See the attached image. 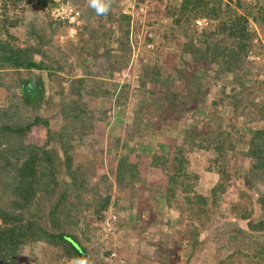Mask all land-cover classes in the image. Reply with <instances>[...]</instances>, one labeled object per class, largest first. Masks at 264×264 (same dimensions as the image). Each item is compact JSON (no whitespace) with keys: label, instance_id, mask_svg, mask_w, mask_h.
I'll list each match as a JSON object with an SVG mask.
<instances>
[{"label":"trees","instance_id":"trees-1","mask_svg":"<svg viewBox=\"0 0 264 264\" xmlns=\"http://www.w3.org/2000/svg\"><path fill=\"white\" fill-rule=\"evenodd\" d=\"M23 1L0 0V72L12 71L18 76L20 71L36 72L33 78L18 77L20 79L16 84L21 104L28 115L23 120L19 118L16 123H12L8 119L12 116L7 111H0V147L2 148L0 164L3 163L0 165V200L2 195L7 200L4 203L6 209H0V264H14L13 257L17 256V250L31 243L43 244L44 250L47 247L55 249L58 256L55 254L54 257L70 262L74 257L85 258L88 253H92L75 236L72 227L74 225L72 214H78V211L72 210L82 208H80V203L83 201L81 188L88 185L90 177L87 176L86 171V178L80 179L87 168L79 164L72 171L66 166L67 150L70 149L68 142L74 138L72 136L74 129H69L67 125L75 118V115H72L73 118L68 117L67 112L77 110L76 102L84 79L61 77L62 68L56 67V62L46 56L45 52L43 56L41 55L42 46L48 45V42L40 44L43 37L42 34L33 31L34 24H31L32 30L26 35V40L28 38L32 40L31 45L19 47L10 43L15 38L11 37L8 29L15 24L7 17V12ZM34 1L41 9L50 8L55 4L54 0ZM259 1L252 0L251 3L246 4L241 0H179L177 6L169 12L168 17L173 26L182 30L183 41L177 46L179 54L172 57L176 61L174 63L173 59L169 60L162 73L151 71L147 75L142 74L139 79V85H142L141 96L146 94L147 98L154 96L151 89L156 90L160 95L157 97L160 111L157 109L158 113L153 117L147 112L145 119L140 120L135 116V119L128 120L129 129L123 136L124 140L129 141L136 137L139 140V149L143 148V152L123 150L121 154H116L119 137L112 139L113 142L111 146L109 145L110 152L116 154L117 158L113 172L109 170V174L102 175V178L106 179V183L103 181L106 190L113 186L116 193H127L128 198L135 197L136 200L144 198V194H147L148 198L155 197L163 201L165 222L171 220L173 215L169 211L172 210L180 217L194 219L201 227L204 226L201 224L200 215L205 209L200 207H205L206 199L200 197L199 192L204 188L205 179L195 184L198 180H193L198 179V175L194 172V168L200 170V173H206L212 180L219 179L217 173L219 162L223 161L227 151H232L234 146L229 142L230 134L222 129L220 117L216 121L217 126L212 128L210 119L203 117L196 109V105L201 102L206 105L205 91L212 84L226 80L230 87H222L215 92L213 87L216 98L211 100V106L214 108L225 106L232 112L240 113L246 109V115L254 114L252 117L261 113V109L264 108L263 68L261 65H256L254 75L262 77L258 80L247 72V67L252 65L247 60V56L254 52V48H260L258 42L253 41L255 33L249 30V23L255 24L258 29L264 28V11ZM71 6L74 8L73 5ZM120 19L127 21V16L121 15ZM201 20L205 25L197 30L195 22ZM37 56L39 59H34ZM84 61L74 60L77 68L81 67L84 74H88ZM42 75L49 82L53 77L56 78L54 84L59 88V94L66 89L67 96L70 93L77 96L75 102L62 97L61 104L67 107L63 119H68V122L57 132L50 130L47 119L34 115L41 109V104L48 105L44 101L45 83ZM175 76L181 82L176 85V90L180 89L179 93L175 92V86L171 84ZM166 83L168 86L163 90ZM257 92L263 94V101L260 103H256L252 96ZM107 94L104 93L103 96ZM248 97L252 98L250 103L239 106ZM183 105L193 112L191 116H185ZM143 109L146 110L147 106L144 105ZM76 113L82 112L76 111ZM77 122L79 127L84 128L80 121ZM38 129L45 130L47 137L41 138ZM74 131L81 140L88 139L91 135L89 134L91 131L86 128ZM30 132L33 133L34 141L31 139L25 142ZM61 136L69 137H63L65 140L61 142ZM245 143L246 150L239 153V158L241 161L253 159V165L248 167L246 173L244 170L238 172L242 174L243 185L248 189L252 185L264 188V124L260 128L247 130ZM53 144H56L55 148ZM197 153L204 156L207 162L206 168H200V164L193 158ZM81 163L87 166L91 164L89 161ZM150 170L158 172L161 177L156 181L155 187H152L148 182L149 179H146ZM223 175L226 176L224 173ZM64 176H68L69 183L61 180ZM95 187L96 184H93L91 190H96ZM217 189L219 193L212 195L213 203L215 199L220 198L222 190L216 182L207 190L209 193ZM177 191L180 197L177 196ZM10 198L12 201L9 200ZM193 198L197 199L193 201ZM108 199L107 196L99 199L95 196L91 197L95 221L99 222L101 213L110 204ZM255 205L259 215H251V217L247 213L242 214L241 218L245 220L246 229L237 230L230 238L232 242H235L238 236L243 243H247L245 242L247 238L264 239V194L261 192L257 195ZM96 225H94L95 229L93 228L95 231ZM187 230L188 227L186 232ZM186 232L185 235L191 239L189 247L193 248V245L197 244L198 233L193 235ZM239 243L237 239V244ZM260 243L255 242L254 246L248 247L234 245L233 251L218 260L216 264H264V243ZM110 246V244L98 243L94 245V251H101L103 256H107L106 250ZM247 248L249 250L246 251ZM167 251L159 247L157 253H154L161 264L173 263L169 260ZM146 255L139 254L143 263L151 259L148 254Z\"/></svg>","mask_w":264,"mask_h":264},{"label":"rangeland","instance_id":"rangeland-1","mask_svg":"<svg viewBox=\"0 0 264 264\" xmlns=\"http://www.w3.org/2000/svg\"><path fill=\"white\" fill-rule=\"evenodd\" d=\"M54 1L53 6L45 9L39 8L34 0H24L16 8L7 9V11L9 10L7 17L12 19L13 24H15L14 27L8 29V33L12 35L11 37L15 38L10 43L19 47L31 45L32 40L30 38L26 40V35L32 30L31 24H34L35 29L33 31L42 34L43 37L40 44L48 42V45L42 46L43 53L41 55L43 56L45 52L46 56L56 62V67L62 68L61 77L84 79L77 100V96L73 93L67 96L66 89L63 90L62 94L58 93L59 88L54 84L57 81L56 78L53 77V82L51 80L49 82L42 75V80L45 83L43 96L48 105L41 104V109L36 111L34 115L47 119L50 130L57 132L61 126L68 122V119H63L67 107L61 104L62 97L69 101L75 102L77 100L76 111L82 113L77 114L76 111L69 110L67 112L68 117L75 115V118L72 117L73 121L67 127L74 130H84L86 128L91 131L89 132L91 135L88 139L81 140L72 129L74 138L68 142L70 149L67 150L66 166H69L72 171L79 164L87 168L80 179L86 178V171L87 176L90 178L88 179V185L81 188L83 201L80 203V208H82L72 210L78 211V214L71 213L74 222L73 231L75 236L83 242V245L88 247L87 250L92 251L85 257L89 264H120L103 256L101 251H94V245L101 242L99 238H96L97 232L93 230L97 221L93 219V203L90 199L92 196L97 199L106 196L110 198L107 191L111 187L105 189L106 179L104 180L102 175L103 173L109 174V170L113 172L117 153L121 154L120 152H123V150L129 152L130 150L131 152L133 150L143 152L142 150H144L143 148L139 149V140L136 137L125 141L123 136L126 130L129 129V119H135L136 117L140 120L145 119L147 112L149 116L153 117L158 113L157 109L160 111V103L157 99L160 95L156 93V90L151 89L154 96H150V98H147V94L141 96L142 85H139V79L142 74L147 75L151 71H154V73L164 72V68L171 59L175 63L176 60L172 57L179 54L177 46L183 41L181 39L182 30L173 26L168 15L177 6L179 0H113L111 10L106 16H98L94 10L88 7L87 0ZM241 1L246 4L252 2V0ZM259 4L262 5L264 11V0H260ZM121 15L127 16V21L121 20ZM126 23L127 25H125ZM204 25L205 22L202 20L195 22L197 30L203 28ZM249 30L255 33L253 41L258 42L260 48H254V52L247 56V60L252 63L247 67V72L258 80L262 77L254 75L256 65H261L264 71V28L258 29L255 24L249 23ZM35 58L39 59L38 56ZM75 59L76 61L85 60L84 65L87 67L88 74H84L81 67L77 68L74 62ZM254 63H256L255 66ZM63 73H66V75ZM18 74L19 76L12 71L0 72V111H7L12 116L8 118L9 122L12 123H16L19 118L23 120L28 115L21 104L16 85L17 80L20 79L18 77L21 76L22 79L33 78L36 72L20 71ZM173 78L174 82L171 81V84L173 83V86H175V92L179 93L180 89L176 90V85L181 82L176 76ZM167 86L166 83L163 90ZM213 87L215 92V90L222 87L230 86L226 80L209 86V91H205L207 95L206 105L203 102L197 103L196 109L203 117L210 119L212 128L217 126L216 121L220 117L219 121L223 124L222 129L230 134L229 142L233 143L234 149L232 151L228 150L223 161L219 162L220 166H218L217 172L220 176L219 179L213 178L212 180L206 173H200V170L194 168V172L198 175V179L193 180H198L195 184H198L199 180L205 179L204 188L200 189L199 192L200 197L206 199L205 207H200V209H205L200 215L201 224H204V226L201 227L194 219L180 217L178 213H173L172 210L169 211L173 215H170L171 220L168 219L165 222L166 216L164 213L161 218L155 217L157 214L155 212L159 209V206L155 204V197L148 198L147 194H144V198H138L137 200L135 197H130L132 199L130 200L127 193L115 192L113 194V197H115V194L120 195L118 197H126L125 203L128 207L124 205V208L135 209L138 207L134 220L132 219L130 223L120 221L119 231L127 229L134 232L133 228L138 226L139 233L137 235H140V246H143L140 249L142 255L145 254L144 256L149 254L150 249L151 251H157L159 247L154 248V245L159 239L162 240L163 238H167L166 250L169 253V260L173 261L172 264H216L218 260L233 251L234 245H246L248 247L249 245L254 246L255 242L264 243L263 238L256 237L247 238V241L244 240L247 243L241 242L240 236L236 237L235 242L230 239L237 230L244 231L246 229L245 220L243 217L241 218L242 214L259 215L255 201L259 192L264 194L262 192L264 188L252 185L248 189L243 185L242 174L238 172L244 170V173H246L248 167L253 165V159L241 161L239 153L246 150L247 130L260 128L264 124V108L255 117H252L254 114L246 115V109L240 113L239 111L232 112L225 106L214 108L210 105L211 100L216 98L215 93L213 94ZM104 93H108L107 96H103ZM159 93L161 92L159 91ZM252 96L256 103L263 101L262 93H253ZM146 98L148 99L147 102ZM251 99L250 97L244 99L239 106H246ZM144 105L147 106L146 110L143 109ZM161 106L163 107V103H161ZM183 107L185 116H191L193 112L189 108ZM77 121H80L84 128L79 127ZM32 134L30 132L27 135L25 142L31 139L34 141ZM38 135L41 138L47 137L43 129H38ZM69 136H61V142L65 140L63 137ZM118 137L116 154H113V152H110L109 145L111 146L112 139ZM53 147L55 148L56 144H53ZM0 149L2 148L0 147ZM193 158L200 164V168L207 167L204 156L197 153L193 155ZM84 161H89L91 164L87 166L81 163ZM0 165H3V163ZM67 177L64 176L61 180L69 183ZM160 178L159 173L156 171L150 170V173L146 175V179H149V184L152 187H155L156 181ZM215 182L222 191L220 198L215 199V203H213L212 195L214 193L218 194L219 189L209 193L207 190L215 185ZM93 184H96V190H91ZM176 194L180 197L179 191ZM196 199L193 198V201ZM9 200L12 201L11 198ZM116 200L118 201L119 198H116ZM116 200L113 198V205L110 202L106 210L108 208L113 209L118 213L119 218H122L119 211L121 209L120 204ZM6 202V197L2 195L0 200L1 210L6 209V206H4ZM141 221L146 222V228L141 227L143 223ZM148 225L150 227L157 226L152 227V230L149 231ZM185 232L193 235L196 232L198 233L197 244L193 245V248L189 247L191 239L185 235ZM191 238L193 240L192 236ZM126 239L124 243L126 242V245L131 248L133 240L131 238ZM237 239L240 241L239 244H237ZM146 242L150 243V246L145 244ZM128 247L125 248L130 252ZM112 248L118 255L115 245ZM245 250L247 251L249 248ZM108 251L110 252V250ZM55 254L58 256L55 249L47 247L44 250L43 244L31 243L29 246L25 245L17 250V256L13 257L15 258L14 264H70L69 261L54 257ZM123 254L125 253L118 256L122 261L121 264H125ZM149 259L145 260L148 264L160 263L159 258L152 259L151 257L150 261ZM132 263L133 258H127V264Z\"/></svg>","mask_w":264,"mask_h":264},{"label":"crops","instance_id":"crops-1","mask_svg":"<svg viewBox=\"0 0 264 264\" xmlns=\"http://www.w3.org/2000/svg\"><path fill=\"white\" fill-rule=\"evenodd\" d=\"M148 181V180H147ZM149 182V181H148ZM155 183V182H154ZM147 187V186H146ZM111 190V191H110ZM110 190H108L107 191V193H108V195H109V203L111 202V204H112V201H113V198H115V200H116V198H119V200L117 201L118 202V204H120V217L122 216V218H119V220L120 221H122V222H125V223H127V221L130 223L131 221H132V219L134 220V218H135V215H136V213L135 212H137L138 211V207H136L135 209H129V208H127L128 206L126 205V203H125V198H123V197H118V196H120V195H117V194H115L114 196L115 197H113V194L115 193V189H114V187L113 186H111V189ZM152 198V197H151ZM155 204L156 205H158L159 206V209L155 212V213H157L156 214V216L155 217H160L161 218V216L163 215V213L165 212V207H164V203H163V201L162 200H160V199H157V198H155ZM113 205V204H112ZM124 205L125 206H127L126 208H124ZM145 206H147V205H145ZM126 209H128V210H126ZM132 214V215H131ZM158 218H156V219H158ZM159 221V220H158ZM141 222H143V221H141ZM144 223V225H142L141 227H143L144 226V228H146V226H145V223L146 222H143ZM159 223H160V221H159ZM157 226V225H156ZM156 226H151L150 227V225H148V230L149 231H151L152 230V227H156ZM159 227V226H158ZM120 229V228H119ZM119 229H118V232L116 233V235L114 236V238H113V245H115V248L117 249V253H118V256H120L122 253H125V254H123V257H124V262H125V264H127V258H129V259H131V258H133V263L132 264H148L147 263V261L145 262V263H143L142 262V258H140L139 257V254H142V252H141V247H143V246H140V235H137L139 232H138V226H137V228H133L134 229V232H132V231H129V230H125V229H122V230H120L119 231ZM131 238L132 240H133V243H132V247L130 248V247H128L127 245H126V242L124 243V240L126 239V238ZM127 238V239H128ZM126 239V240H127ZM145 244H147L148 246H150V243H145ZM166 245H167V238H163L162 240H160L159 239V241L154 245V248H158V247H160V248H164L165 250L167 249L166 248ZM140 246V247H139ZM125 247H128V249H130V252L129 251H127L126 249L127 248H125ZM122 252V253H121ZM137 252V253H136ZM155 252H157V251H151V249H150V251H149V256L150 257H152V259H156L155 257V255H154V253ZM144 254V253H143ZM128 255H130V256H128ZM145 255V254H144ZM154 257V258H153ZM134 260H135V262H134ZM150 261V260H149ZM152 264V263H151ZM153 264H161V263H156V262H154Z\"/></svg>","mask_w":264,"mask_h":264},{"label":"clouds","instance_id":"clouds-1","mask_svg":"<svg viewBox=\"0 0 264 264\" xmlns=\"http://www.w3.org/2000/svg\"><path fill=\"white\" fill-rule=\"evenodd\" d=\"M113 0H87V4L88 7H90L92 10H94V12L98 15V16H106L109 11L111 10V6H112ZM105 211V210H104ZM117 215V219H118V225H117V231L111 235L108 239H103L102 235L100 233L99 230V224H100V220L99 222H97L96 224V238H99L100 242L103 243L104 245L106 244H110L111 246L107 249L106 252V257L108 258L109 253L113 252L115 254L114 258H111L110 260H114L116 261V263H122V261L119 259L118 255H116V252L113 250V237L116 235V233L118 232V229L120 228V220H119V215L116 211H114ZM96 240V239H95ZM97 241V240H96ZM110 250V252L108 251ZM109 259V258H108ZM120 263V264H121ZM70 264H89L88 260L86 258H82V257H74L71 261Z\"/></svg>","mask_w":264,"mask_h":264},{"label":"built area","instance_id":"built-area-1","mask_svg":"<svg viewBox=\"0 0 264 264\" xmlns=\"http://www.w3.org/2000/svg\"><path fill=\"white\" fill-rule=\"evenodd\" d=\"M118 219L113 209L108 208L101 213L99 230L103 239H108L117 231ZM113 252L109 253L108 258H114ZM121 263V262H120Z\"/></svg>","mask_w":264,"mask_h":264}]
</instances>
